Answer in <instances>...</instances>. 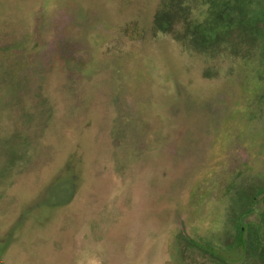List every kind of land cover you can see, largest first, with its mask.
<instances>
[{"label":"rangeland","instance_id":"rangeland-1","mask_svg":"<svg viewBox=\"0 0 264 264\" xmlns=\"http://www.w3.org/2000/svg\"><path fill=\"white\" fill-rule=\"evenodd\" d=\"M248 19L264 0H0V264H223L209 249L233 243L237 209L257 191L264 208V24ZM144 69L159 104L132 125L167 139L130 158L121 109ZM191 139L207 158L186 202Z\"/></svg>","mask_w":264,"mask_h":264},{"label":"flooded vegetation","instance_id":"flooded-vegetation-1","mask_svg":"<svg viewBox=\"0 0 264 264\" xmlns=\"http://www.w3.org/2000/svg\"><path fill=\"white\" fill-rule=\"evenodd\" d=\"M99 12H101V11L99 10L98 13ZM59 14H61V11H59ZM62 14H64L67 17L66 20L71 21V19L68 18L69 15L66 14L65 11H62ZM227 16H229V15H227ZM228 19H229V17H227V20ZM102 24L103 23L99 22V23L93 24L91 26V29L88 31V35H89L88 36V41H90L89 38H91L92 36L94 37V36L98 35L97 32H100L103 29L104 26ZM52 27H53V31H55V32H56L55 29H60V27L59 28H55L56 26L55 27L52 26ZM110 30L111 29H109L108 32ZM104 31L106 32V30H104ZM130 62L131 61L127 60V62L119 61L117 63L116 61L114 62L113 60L110 61V62L105 60L103 62V64L100 61L99 65L100 64L104 65V64H108V63L110 65H115V66L119 67L120 69H123L122 74L125 77H127L128 79H131L132 76L134 75V73H132V69H131L132 67L130 65ZM94 63H95V61H94V56H93V64ZM95 65L97 67V63H95L88 70V71L91 70L89 72L90 74L96 73V71L94 69ZM143 68H144V66H143ZM104 69H106V68H104ZM240 69L241 68L239 67V70L237 72V80L240 81V82H238V86L237 87H239L240 85H241V87L243 86L242 82H241V80H243L242 69L241 70ZM88 71H86L84 73L88 74ZM141 72H143V70ZM12 75L13 76H18L17 72H13ZM140 75H137V73H136L135 77L136 76H140ZM142 75H144L147 78L149 73L146 72L145 69H144V72H143ZM82 76H83V74H82ZM113 76L116 77L115 74H113ZM7 77L11 78V76H7ZM123 81H126V79H124ZM147 81H149V78H147ZM248 83H250V82H248ZM154 85H155V80L153 82V80L151 79L149 81V87H151V91H150L149 87L146 88L147 83H146V85H143V83L142 84H137V87L140 90H137L136 92H134V91L124 92V94H126V95L129 94L126 97L124 96V100L126 102L125 107L120 103V105L123 106V109H121V112H123V111L127 112L125 114L126 115L129 114L131 116L133 114V117H129V118H131V120L128 121V122H125V126L122 127V129H123L122 133L123 134L121 135V142L126 144L124 148L126 149L127 152L129 151L128 152V156L130 154L131 155L130 158H132V156H134V153L132 152V149H134V144H135V149L141 150L140 152L142 154V159H144V158H146L148 156L149 157L153 156L154 152H159L160 153L162 151V153H161V155H162L164 147H165L164 145H166V143L164 141H166L167 138L164 135L165 126L163 124L159 125V131H156L154 134H153V132L150 133V134H146L145 133L146 134L145 137H150V138H149V140L143 141V142L141 141V138H138L136 136V132L137 131L135 132V130H136L138 125H135V126L132 125L133 118H135L136 120H140V122L142 121L141 118L138 115V112H141V115L144 113L145 116H150L149 112L150 111L153 112L154 111L153 110L154 107L156 108V105L159 104L157 102L155 96H154L155 93L152 94ZM239 90H241V89H238L237 91H239ZM141 91H146V93H142ZM224 91H227V89H224ZM161 102H164V100L161 101ZM138 106L142 110H139L140 108L138 109ZM125 114H122V117H125L126 116ZM219 114H220V112H219ZM126 117H128V116H126ZM184 119H185V117H181L180 118V120H184ZM253 122L250 125H254L253 127H256L255 126L256 123H253ZM250 125L247 126V131L246 132L247 133H249V132L254 133V131H250L248 129V127ZM245 127H246V125H245ZM242 128H243V126H242ZM241 132H243V129L241 130ZM195 140L196 139H191V140H188L186 142L180 143L179 144V148H178V154L180 155V160L183 159L184 155L190 154L189 161H190L191 165L193 164L192 168L195 169L196 168V164H198L201 161V167L199 169L200 171L198 170L199 173H196V175H194L193 179L191 180V182L188 185V187H190V188H189V192H188V196H187L186 202L188 201V198L190 197V193L195 188V185L198 182V179L195 180L196 176L200 175L201 171L205 169L204 165H206L205 162H206V158L207 157H204L205 153L204 154L201 153V149L198 146H196V148L194 149ZM219 143H217V144H219ZM217 144H216L215 149L212 150L211 155L212 154L215 155L216 153H219L220 146L217 145ZM160 147H162V150L159 149ZM227 159H229V157ZM184 160H186V157H185ZM182 162L183 161L179 162V164H182ZM158 166H159V164H158ZM158 166H157V168H158ZM194 180H195V182H194ZM259 193L260 192L257 191L256 196L252 199V203H251L252 205L250 206V209H248V207H246V209L244 210V207L242 205H240L239 210L237 209V211H238L237 214L233 215V217L235 216L236 219H237L236 220L237 232H235V238H234L233 243L229 244V246L227 248L224 247V249H222V247H221L220 250L209 249L210 252L206 248H204L203 250L211 253V255L215 256L223 264L224 263H226V264L227 263H229V264H238L240 262L244 263V261H245L244 259L246 258L247 254L252 251L253 252V254H252L253 255V260L255 262L254 264H264V208H263V203L261 204V199H260V194ZM185 204H184V206H185ZM181 211H182V207H181ZM213 214L216 215L215 219L213 220L214 221L213 224H216V221H219V219H217V218L220 217V214L217 211H215V213H213ZM213 214H211L210 217H212ZM233 217H232V220H233ZM232 220H230L229 223H232ZM182 228L184 230L186 229L185 227H182ZM250 228L252 229L251 231H253V233H251V234H253L251 239L248 236V233L250 232ZM254 233H256V235H254ZM184 237L186 239H188V240H191L190 237L188 236L186 230L184 231ZM244 264H246V263H244Z\"/></svg>","mask_w":264,"mask_h":264},{"label":"trees","instance_id":"trees-1","mask_svg":"<svg viewBox=\"0 0 264 264\" xmlns=\"http://www.w3.org/2000/svg\"><path fill=\"white\" fill-rule=\"evenodd\" d=\"M228 17H229L228 20L232 19V18H231V15H229ZM246 21H247V24H248L249 22H250L251 24H252V23H253V24L263 23V24H264V19H261V21H258V22L255 21V20H253V19H252L253 22H251V19H248V20H246Z\"/></svg>","mask_w":264,"mask_h":264}]
</instances>
